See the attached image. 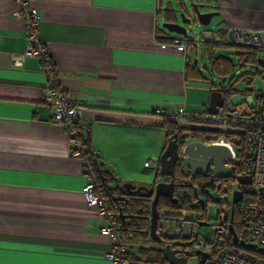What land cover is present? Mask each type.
Here are the masks:
<instances>
[{
  "label": "crops",
  "instance_id": "0c3cea01",
  "mask_svg": "<svg viewBox=\"0 0 264 264\" xmlns=\"http://www.w3.org/2000/svg\"><path fill=\"white\" fill-rule=\"evenodd\" d=\"M29 3L39 12L38 35L63 92L84 106L77 126L87 146L120 185L149 187L153 180L144 183L135 161L150 167L134 157V145L153 156L163 149L162 118L154 110H199L211 89L199 78L185 77L194 55L172 40L157 39L179 35L167 34L159 24L174 7L169 0ZM210 4L219 28L258 32L264 49V0ZM18 6L0 0V264H115L104 256L112 247L111 238L99 231L104 220L82 195L86 160L71 156L73 140L42 100L41 60L11 62L25 47L24 22L14 15Z\"/></svg>",
  "mask_w": 264,
  "mask_h": 264
},
{
  "label": "built area",
  "instance_id": "2783aa9c",
  "mask_svg": "<svg viewBox=\"0 0 264 264\" xmlns=\"http://www.w3.org/2000/svg\"><path fill=\"white\" fill-rule=\"evenodd\" d=\"M19 4L14 15L24 22L25 47L20 54L11 56L14 66H20L26 57H37L43 65L45 86L42 100L51 109V118L60 124L73 140L75 149L71 156L88 159L84 149L77 140V112L84 106L69 98L62 90L59 73L56 70L51 53L38 35L40 15L29 0H14ZM199 24L198 22H196ZM200 25V24H199ZM226 32L235 44L250 48L262 47L258 32L251 29L229 26ZM210 30H202L199 34L188 23L185 34L173 38L172 43L185 51L189 43H194V54L198 53L202 41L211 39ZM238 74L239 70H235ZM214 89H222L227 83L218 80ZM154 113L171 122L180 131L183 147L192 141L193 134L205 130L203 140L210 145H223L229 150V158L223 166L232 172L238 164L236 146L242 143V168L238 176L249 178L248 183H240L238 176L222 185L217 184L214 190L223 192L219 203L216 220L209 225V231L200 232L195 212L181 210L177 217H157L156 226L159 233L172 241L169 244L182 256L187 252L203 251L207 254L203 264H264V101L257 102L250 94L238 93L227 98L217 113L207 112L205 107L187 111L155 109ZM210 128L217 129L211 131ZM204 143V142H202ZM86 163V161H85ZM144 166L157 168L158 161H145ZM87 182L82 187V195L86 205L93 208L104 223L99 231L112 240V247L104 256L115 264H128L123 258L125 247L116 235L117 222L104 198L96 192L92 175L87 169ZM136 192L135 189H132ZM241 193L237 204L239 218L236 230L233 226V191ZM233 234L236 242H233ZM172 245V246H171Z\"/></svg>",
  "mask_w": 264,
  "mask_h": 264
},
{
  "label": "trees",
  "instance_id": "16d2710c",
  "mask_svg": "<svg viewBox=\"0 0 264 264\" xmlns=\"http://www.w3.org/2000/svg\"><path fill=\"white\" fill-rule=\"evenodd\" d=\"M173 9L169 8L165 12V20H169L173 17ZM211 31V30H210ZM212 32L211 39L204 40L200 43L198 53L204 51L206 54V62L209 64L210 70L216 75L217 80L222 83L225 82V78L229 75L230 70H232L236 63L233 62L231 54L228 56L217 53V48L221 46L228 45L226 42V30L224 28H219ZM229 38V36H228ZM160 41L173 40L170 37H157ZM232 42V41H231ZM234 47L240 46L244 48L240 52H235L239 57V60L244 62H249L255 67L258 64H262L261 58H259V48H250L242 46L239 44L231 43ZM194 43H189L188 49L194 52ZM233 54V50L229 49ZM197 53L194 55V59ZM189 61L187 63V71L185 77L190 76L191 78H201L200 73L196 69V63ZM237 70V69H236ZM239 74V73H238ZM243 78H248L246 75H241ZM212 86L210 91L213 90ZM248 91L249 89H246ZM223 100H225L238 93L231 84L227 85L221 89ZM257 102L264 101V94L256 96ZM161 127L164 131V145H166L167 139L172 134L177 135V151L180 155V149L182 145V138L180 136V131L168 120L161 116ZM79 128V126H78ZM80 129V128H79ZM205 130L197 131L193 134L192 140L197 136H201L199 142L207 143L203 140ZM77 140L84 149V153L87 155L86 169L91 173L92 179L96 188V192L101 198H104L107 202L110 211L113 213L116 222V235L117 239L121 244L124 245L125 250L123 252V258L127 260L128 264H166L163 259V247L165 244H172V241L166 238L164 235L158 234L162 238V242L158 243V246H148L145 243H141L143 240L149 239L148 228H149V216H150V204L152 200V194H148L144 189H138L136 192H127L125 189L120 188L119 181L114 177L113 173L100 164L92 151L87 146V138H84L81 131L77 136ZM162 149V150H163ZM161 150V151H162ZM238 164L234 167L231 172V176L224 178L214 177L212 179H202L200 181H192L190 179V174L186 168V172H182V165H184L182 160H177L174 165V175H173V197L176 201H172L166 197H159L157 201V213L158 216L174 218L177 217L181 210H186L187 212L192 210L195 212V217L197 222H206V209L204 200L196 196V189L199 188L201 193H204L205 188L211 187L214 189L215 180L220 181V185L230 182L233 180L234 176H238L241 173V164L243 161L242 156V143H238L236 146ZM186 167V166H185ZM158 170V166L156 168ZM163 181H168L169 178L162 177ZM114 182L109 184L108 182ZM158 182L157 178H153V182L146 189L151 188L154 184ZM132 184V183H131ZM133 185V184H132ZM140 186L133 185V189ZM219 191V190H218ZM209 199V198H207ZM192 202L198 203L197 206H192ZM233 226H238L239 218L237 215V204H233ZM236 230V228H235ZM237 231V230H236ZM151 239V238H150ZM142 240V241H141ZM152 240V239H151ZM154 241V240H152ZM156 242V241H154ZM172 246V245H171Z\"/></svg>",
  "mask_w": 264,
  "mask_h": 264
},
{
  "label": "water",
  "instance_id": "95a60500",
  "mask_svg": "<svg viewBox=\"0 0 264 264\" xmlns=\"http://www.w3.org/2000/svg\"><path fill=\"white\" fill-rule=\"evenodd\" d=\"M199 7H207L208 11L200 12ZM212 5L202 3L201 0H196L195 3H192V10L195 15V22H198L201 25H207L210 22L212 16L217 15L218 12L212 10ZM184 7L181 5L177 11H179L182 23H190V19L184 15ZM162 27L167 31L174 32L176 34H185V27L178 25L177 23L164 21ZM230 39V37H229ZM231 41V39H230ZM195 63V61H194ZM223 95L220 89H213L210 91L209 100L205 109L211 114H215L218 111V108L222 106ZM211 131H217V129L210 128ZM229 158V150L223 145H210L202 142H189L187 143L181 152L178 154L177 151V135L172 134L168 137L164 149L161 151L158 158V174L162 177L169 178L168 181H158L154 184L153 187L146 189L145 186H140L135 188L144 189L148 194H152V200L150 204V216H149V228L148 234L149 237L160 243L162 238L157 232L156 221L158 217L157 213V201L159 197H166L172 201H176L173 197V175H174V165L177 160H182L189 170L191 175L195 173L204 172V167L206 165L210 166V172L214 177L224 178L231 176V170L225 166L223 163ZM237 180L240 183H248L249 178L238 176ZM120 188L125 189L127 192H131L133 185L129 182H124L121 185H117ZM133 192V191H132ZM241 193L237 190L232 193V204L240 200ZM199 225H206V222H199ZM233 242H236V237L233 234ZM196 256L198 259V264H203L207 254L203 251L187 252L186 254L179 256L177 255L176 250L170 247L169 244H165L163 247V259L166 261V264H186L188 256Z\"/></svg>",
  "mask_w": 264,
  "mask_h": 264
},
{
  "label": "rangeland",
  "instance_id": "374dc122",
  "mask_svg": "<svg viewBox=\"0 0 264 264\" xmlns=\"http://www.w3.org/2000/svg\"><path fill=\"white\" fill-rule=\"evenodd\" d=\"M172 4L173 8V17H170L168 21L177 23L178 25H182L184 27H187V23H182L181 17L179 14V11L177 9L183 5L184 7V15L185 17L190 19V24L193 25L194 31H196V34H199L202 30H211L215 31L219 29V19L217 15H214L211 17L209 24L207 25H199L195 22V15L192 10V3H195L196 0H169ZM202 3H208L210 4L212 0H201ZM211 5V4H210ZM200 12H206L208 11L207 7H199ZM163 19L159 18V24L161 26ZM169 35H174V32L166 31ZM226 42L229 43L228 45L221 46L217 48V53L228 56L231 54L233 58V62L236 63L234 68L230 70L229 75L225 78L224 83H229L232 85V87L238 91V92H247L250 94L253 99H256L257 95L264 94V49L259 50V58H261L262 64H258V67H255V65L249 63V62H242L239 60V57L234 54L235 52H240L244 48L237 46L234 47L231 45L230 39L227 37ZM229 49L233 50L232 52L229 51ZM188 56L190 58H193L194 52L191 50H188ZM193 53V54H192ZM196 59V69L200 73L201 78L200 81L206 83L208 87H216L218 85V80L216 78V75L210 70L209 64L206 62V54L204 51H200L195 56ZM239 70V74L235 73V70ZM241 75H246L248 78H243ZM249 89L248 91L245 90ZM235 96V95H234ZM201 140V136H197L194 140V142H199ZM134 157L141 158L143 157V160L145 161H157L160 155V150L157 152L156 156H153V154L149 153L150 151L142 150L139 147V144L134 145ZM147 154L146 156H144ZM135 158V159H136ZM142 160V161H143ZM139 162V164H137ZM135 170L139 175H142L145 177L144 183L148 184L151 183L153 178L156 177L158 181L162 180V176L158 174V170L156 168L150 167L147 169H144L142 167V162L140 160L135 161ZM184 164V163H183ZM185 164L182 165V172H186ZM147 179V180H146ZM112 182V181H111ZM114 182H112V185ZM215 184H220V181L218 179L215 180ZM133 185L137 186V183L133 182ZM146 187V186H145ZM223 192L216 191L211 187H207L204 190V193L200 192V189H196V196L204 200L205 209H206V219L208 220L207 223H212L216 220L217 212L219 210V203L223 199ZM209 198V199H207ZM198 203L192 202V206H197ZM207 232L209 231V225H201L200 232ZM142 241V240H141ZM141 243H145L148 246H158V242L152 241L150 238L147 240H143ZM186 264H198V259L196 256H188L186 260Z\"/></svg>",
  "mask_w": 264,
  "mask_h": 264
},
{
  "label": "flooded vegetation",
  "instance_id": "af4514ba",
  "mask_svg": "<svg viewBox=\"0 0 264 264\" xmlns=\"http://www.w3.org/2000/svg\"><path fill=\"white\" fill-rule=\"evenodd\" d=\"M188 170V169H187ZM188 172H189V170H188ZM190 174V173H189ZM164 178H167V177H165L164 176ZM212 179V178H214V176L211 174V172H210V166L209 165H206L205 167H204V172H201V173H195L194 175H191L190 174V179L192 180V181H195V182H197V181H200V180H202V179ZM163 180V179H162Z\"/></svg>",
  "mask_w": 264,
  "mask_h": 264
}]
</instances>
